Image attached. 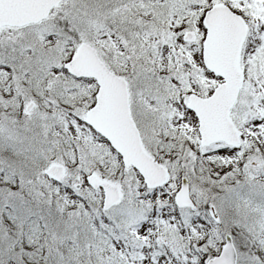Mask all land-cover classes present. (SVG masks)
<instances>
[{"label": "snow or ice", "instance_id": "obj_1", "mask_svg": "<svg viewBox=\"0 0 264 264\" xmlns=\"http://www.w3.org/2000/svg\"><path fill=\"white\" fill-rule=\"evenodd\" d=\"M0 264H264V0H0Z\"/></svg>", "mask_w": 264, "mask_h": 264}]
</instances>
